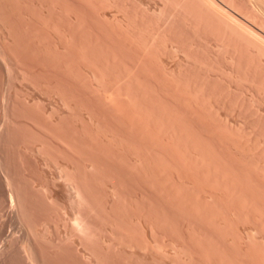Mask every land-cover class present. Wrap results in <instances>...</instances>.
<instances>
[{"label":"rangeland","instance_id":"1","mask_svg":"<svg viewBox=\"0 0 264 264\" xmlns=\"http://www.w3.org/2000/svg\"><path fill=\"white\" fill-rule=\"evenodd\" d=\"M216 1L237 29L250 28L243 32L253 45L196 0H0V264L264 263V0ZM95 68L113 80L111 91L134 94L142 123L160 122L159 138L176 130L174 151L102 105ZM114 132L127 148L110 141ZM194 139L208 153L198 166L185 154ZM133 144L166 165L164 174L135 161ZM217 165L230 169L227 177L213 172ZM172 173L199 184H184L185 199L174 198ZM195 195L204 201L199 211L189 207L200 203ZM206 212L232 220L222 229Z\"/></svg>","mask_w":264,"mask_h":264},{"label":"bare ground","instance_id":"2","mask_svg":"<svg viewBox=\"0 0 264 264\" xmlns=\"http://www.w3.org/2000/svg\"><path fill=\"white\" fill-rule=\"evenodd\" d=\"M54 1V0H53ZM59 1V0H58ZM198 3H197V5H200L201 4V8L203 7V6H205L208 10H209V13L211 14L212 12H214V14L212 13V15L214 16L215 15V17H216V20H219V21H217V23L219 22V23H221V24H219V25H221L227 32H228V34L229 35H232V34H234L235 36H239V38L241 37L242 39L244 38V39H246L245 41L248 43H250V40H249V35L247 36V34H249V32H247V30L248 31H250L249 29H245L244 30V28L242 29L241 28V26H240V28L243 30V31H245L246 33H244L243 31H241L240 29H237L236 27V23L234 22L235 20V17H232L233 15H230V13H228V14H225L224 13V11L223 10H221V12H219V10L217 9V8H219L218 7V5L216 6V4H217V1H216V3H215V0H196ZM90 2H91V0H90ZM229 3V2H228ZM203 5V6H202ZM204 8V7H203ZM223 9V8H222ZM204 10H205V8H204ZM207 10V11H208ZM211 11V12H210ZM222 11H223V13L225 14V15H227V18H225L226 16H224L223 15V13H222ZM230 11V10H229ZM202 14V13H201ZM200 13H199V15H201ZM222 14V15H221ZM198 15V14H197ZM230 15V16H229ZM224 16V17H223ZM233 18V20H232V18ZM79 20V19H78ZM207 20V19H206ZM197 22V21H196ZM235 23V24H234ZM240 23H241V21H240ZM124 24V23H123ZM126 24V23H125ZM217 25V24H216ZM236 26V27H235ZM239 26V25H238ZM247 26V25H246ZM119 27V26H118ZM217 27H219V26H217ZM222 27H220V28H222ZM133 28V27H132ZM247 28V27H246ZM56 29V28H55ZM123 29L124 28H122V32H123ZM134 29V28H133ZM205 29V28H204ZM220 30V29H219ZM126 32H127V30H125ZM131 31V30H130ZM157 31V30H156ZM251 31H253L252 29H251ZM118 32H119V30H118ZM121 32V33H122ZM128 33V32H127ZM131 33V32H130ZM129 33V34H130ZM129 34H127V35H129ZM155 34V33H154ZM251 34V33H250ZM254 34V33H253ZM252 34V35H253ZM137 35V34H136ZM156 35V34H155ZM233 35V36H234ZM124 36V35H123ZM125 37V36H124ZM251 37V36H250ZM130 38V37H129ZM152 38V37H151ZM252 38V37H251ZM147 39V38H146ZM255 39H257V38H255ZM260 39V38H259ZM128 40V39H127ZM135 40V39H134ZM218 40V39H217ZM248 40V41H247ZM258 40V39H257ZM129 42H130V40H128ZM252 41V40H251ZM132 42H134L133 41V39H132ZM228 42V41H227ZM253 42V41H252ZM135 43V45L137 46V47H140V45L138 46L137 45V43L136 42H134ZM143 43V42H142ZM146 43H148V42H146ZM132 44V43H131ZM139 44V43H138ZM144 44V43H143ZM236 44V43H235ZM251 45H253V43H250ZM249 44V45H250ZM131 46V45H130ZM146 45H144V47H145ZM222 46V45H221ZM150 48V47H149ZM145 49V48H144ZM139 50H140V48H139ZM149 50V49H148ZM258 50H260V51H258ZM145 51V50H144ZM262 50L261 49H257V52L259 53V52H261ZM108 52V51H107ZM149 52V51H148ZM261 53H263V52H261ZM111 54V53H110ZM143 54V53H142ZM145 54H147V53H145ZM151 55V54H150ZM149 54H148V56H150ZM145 58H147V57H145ZM84 59H85V57L83 58V61H84ZM251 59V58H250ZM88 60H90L89 58H88ZM161 61V60H160ZM262 61V60H261ZM85 62H88V61H86L85 60ZM124 63V62H123ZM156 63V62H155ZM164 65V64H163ZM160 66V65H159ZM94 68V67H93ZM127 68V67H126ZM125 68V70L127 71V69ZM157 68V67H156ZM96 69V68H95ZM130 69H132V68H130ZM163 69V68H162ZM165 69H167V68H165ZM99 71V69H96V70H94V72L96 71V73H98V71ZM128 70H129V67H128ZM158 70L161 72V74H163L164 72L161 70V68H159L158 67ZM104 71V70H103ZM131 71V70H130ZM101 72H102V70H101ZM159 72V73H160ZM104 73V72H103ZM122 73V72H121ZM128 73V72H127ZM133 73V72H132ZM158 73V72H157ZM95 74V73H94ZM131 74V73H130ZM129 74V75H130ZM134 74V73H133ZM133 74H131L132 76H133ZM179 74V73H178ZM103 75V74H102ZM101 75V73L99 74H97V76H98V78H99V80H100V85H101V88L103 87V92L101 91V93H100V95H102V93H103V98H102V101H101V99H100V102H102V105L103 104H105V105H110V104H112V106L117 110V111H120V112H122L123 113V115H122V119H121V117H118V118H120L121 120H124V123L123 122H120V123H123V124H125V122L127 123V125L129 124L130 125V127L132 128V132H134L136 135H138V134H140V129H142L143 127H145L146 129H144V132H142V134L144 133V135H146L148 138H150L152 141H154V140H156V142H157V144L159 143L160 144V146L161 145H163L164 147H166V148H168V149H170L169 151H174L175 149H174V143L175 142H177L176 141V139H177V136H178V133L176 132V130H175V132H173V131H171V130H168V132H167V130L164 128V130H166V134H165V131H164V136H162V137H158L157 136V134H156V129H155V127H157V125H159L160 124V122H159V124H158V122H156L157 123V125H156V123L154 122V121H152L153 123H147L146 121H144V122H146V123H142V108H144V107H140L138 104H137V102L136 101H138V100H134L133 98H131V97H129L128 95H123V94H120L119 92H115V91H111V89H109V84H111L112 83V79L109 77V79H106V77L104 78L103 76ZM128 75V76H129ZM135 75V74H134ZM163 75H166V74H163ZM163 75H162V77H163ZM96 76V75H95ZM97 76H96V78H97ZM130 77V76H129ZM165 78H166V76H164ZM172 77V76H171ZM95 78V79H96ZM170 78V77H169ZM130 79V78H129ZM112 80V81H111ZM116 80V79H115ZM114 80V81H115ZM125 80H126V78H125ZM168 80H170V79H168ZM175 80V79H174ZM166 81H167V79H166ZM117 82V81H116ZM119 82V81H118ZM140 82H141V80H140ZM176 82H179V81H176ZM114 83V82H113ZM126 84L127 83H129V82H127V80H126V82H125ZM171 84H172V86L173 85H175L176 83L175 82H172V80H171V82H170ZM175 83V84H174ZM99 84V83H98ZM117 84H121V83H117ZM116 84V85H117ZM178 84V83H177ZM110 86H112V85H110ZM119 86V85H118ZM126 86V85H125ZM140 86V85H139ZM143 86V85H142ZM141 86V87H142ZM176 86V85H175ZM190 86V85H189ZM116 87V86H115ZM123 87H124V85H123ZM179 87H180V85H179ZM111 88H114V87H111ZM126 88H127V86H126ZM177 88V87H176ZM176 88H174V89H176ZM191 88L192 89H194L192 86H191ZM190 88V89H191ZM183 89V88H182ZM187 89H188V87H187ZM119 90V89H118ZM195 90H196V88H195ZM127 91V90H126ZM126 91H125V93H126ZM147 91V90H146ZM179 91V93H180V90H178ZM193 91V90H192ZM197 91V90H196ZM195 91V92H196ZM124 92V91H123ZM153 92V91H152ZM175 92H176V90H175ZM185 92V91H184ZM189 92V91H188ZM194 92V91H193ZM199 92V91H198ZM197 92V93H198ZM110 93V94H109ZM146 93V92H145ZM191 93V92H190ZM188 94L187 93V96H186V99H184V100H188V101H190V102H188V103H190V106H191V104H194V97L192 96V94ZM129 94V93H128ZM182 94V93H181ZM181 94H180V97H181ZM115 96V99L114 98H109V96ZM198 95L201 97L202 95L201 94H199L198 93ZM185 96V95H184ZM195 96H196V94H195ZM204 96V95H203ZM102 97V96H101ZM134 97V96H133ZM135 98H136V96H135ZM199 98V97H198ZM182 99V98H181ZM201 99V98H200ZM199 99V100H200ZM203 99V98H202ZM201 99V100H202ZM161 100V99H160ZM183 100V101H184ZM199 100H198V102H199ZM203 102V101H202ZM185 103V102H184ZM187 103V102H186ZM195 103H197L196 101H195ZM154 104H155V101H154ZM158 104V103H157ZM207 104V103H206ZM153 105V104H152ZM162 105V104H161ZM197 105H198V103H197ZM197 105H195L196 107L195 108H198L199 106H197ZM163 106H164V104H163ZM168 106V105H167ZM203 106V105H202ZM109 107V106H108ZM162 107V106H161ZM164 107H166V106H164ZM187 107V106H186ZM185 107V108H186ZM193 107V106H192ZM114 109V110H115ZM146 109V108H145ZM149 109V108H148ZM194 109V108H193ZM205 109H206V107H205ZM89 110V109H88ZM115 110V111H116ZM152 110H153V108H152ZM161 109H159V111H160ZM166 110V109H165ZM164 110V111H165ZM167 110H168V108H167ZM172 110V109H171ZM170 110V112H168V113H171L172 111ZM196 110V109H195ZM199 110V109H198ZM90 111V110H89ZM157 111H158V109H157ZM156 111V112H157ZM210 111V110H209ZM149 112H151V111H149ZM178 112V111H177ZM195 112V111H194ZM205 112V111H204ZM119 113V112H118ZM121 113V114H122ZM153 113V112H152ZM158 113V112H157ZM162 113H163V111H162ZM173 113H175V112H173ZM179 113V112H178ZM178 113L177 114H173V115H175V118L177 117L176 115H178ZM196 113H197V110H196ZM154 114V113H153ZM166 114V113H165ZM172 114V113H171ZM201 114V113H200ZM149 115H150V113H149ZM156 115V114H155ZM170 115V114H169ZM169 115H166V116H169ZM181 115V114H180ZM208 115V114H207ZM121 116V115H120ZM146 116V115H145ZM165 115H164V117H166ZM200 116V115H199ZM204 116H205V114H204ZM204 116H200L201 118H203ZM157 117V116H156ZM155 117V118H156ZM171 117V116H170ZM179 117V116H178ZM117 118V117H116ZM148 118V117H147ZM167 118H169V117H167ZM173 118V117H172ZM205 118H206V116H205ZM120 119H119V121H120ZM149 119H151V118H149ZM171 119V118H170ZM169 119V120H170ZM200 119V118H199ZM168 120V119H167ZM175 120V119H174ZM180 120H182L183 121V119H180ZM161 121V120H160ZM162 121H163V119H162ZM166 122V121H165ZM169 122V121H168ZM168 122H166V123H168ZM178 122H179V120H178ZM182 123V122H181ZM227 123V122H226ZM144 125V126H143ZM168 125V124H167ZM166 125V126H167ZM170 125V124H169ZM179 125V124H178ZM183 125V124H182ZM142 128H141V127ZM164 126V125H163ZM171 126V125H170ZM184 127H185V125H183ZM140 127V128H139ZM176 127V126H175ZM213 127V126H212ZM228 127V126H227ZM158 128V127H157ZM160 128H162V127H160ZM171 128V127H170ZM169 128V129H170ZM173 129H174V127H172ZM187 128H188V126H187ZM172 129V130H173ZM177 129V128H176ZM158 130V129H157ZM163 130V129H162ZM188 130H190L189 128H188ZM231 131V130H230ZM229 131V132H230ZM159 132V131H158ZM183 132V131H182ZM188 132V134H191L189 131H187ZM228 132V133H229ZM181 133V132H180ZM225 133V132H224ZM227 133V132H226ZM162 134V133H161ZM184 134V132L182 133V135ZM186 134V133H185ZM187 134V135H188ZM181 135V136H182ZM230 135V134H229ZM233 135V134H232ZM140 136H141V134H140ZM161 136V135H160ZM181 136H179V137H181ZM188 136H190V135H188ZM188 136H186L187 137V139L189 138ZM195 136H196V134H195ZM234 136V135H233ZM232 136V137H233ZM238 136V135H237ZM192 138H194L193 136H191ZM229 137V136H228ZM231 137V138H232ZM182 138V137H181ZM184 138V137H183ZM179 139V138H178ZM198 139H200V138H198L197 137V141H198ZM241 139V138H240ZM112 140V143H114V145L116 146V147H118V148H121V147H126L127 148V142H126V140L124 139V138H122L120 135H118V133H116L115 134V132L114 133H112V135H111V137H110V141ZM181 139H179V141H180ZM185 139H183V141H184ZM195 140V139H194ZM194 140H192V141H187L186 140V142H187V144L186 145H188L189 147L191 146V148H190V150H189V152H185V154L187 153L188 155H189V158H190V160H192V161H194V163L193 164H196V163H199L200 161H202L203 160V162H205L204 161V157L206 156V153L205 154H203V152H202V150L200 149V147H199V144H198V142L196 141V143L198 144V145H196V143L194 144ZM178 141V143H180ZM155 142V141H154ZM204 142H205V140H204ZM201 143H203V142H201ZM208 143V142H207ZM181 144V143H180ZM131 145V144H130ZM130 145H128V146H130ZM134 145V144H133ZM184 145V144H183ZM202 145H204V143L202 144ZM202 145H201V147H202ZM211 145V144H210ZM180 146H182V145H180ZM208 146V145H207ZM206 146V147H207ZM131 147V146H130ZM139 147V146H138ZM136 145H134V146H132V149L134 150V154H136L135 155V161H138V160H140V161H143L144 163H145V165H146V167H147V169L151 172V174H153L154 176H156V175H162V174H164V171H165V169H166V165H163L162 163H160L158 160H156L154 157H153V155H147V154H140L139 153V148H138ZM186 147V146H185ZM184 147V148H185ZM179 148V147H178ZM203 148V147H202ZM130 149V148H129ZM131 149V150H132ZM186 150L188 149L187 147L185 148ZM177 150V149H176ZM182 150V152H183V149H181ZM204 150V149H203ZM212 150V149H211ZM178 151V150H177ZM177 151H175V153L177 152ZM206 151V150H205ZM246 152V151H245ZM178 153H176V155H177ZM182 154V153H181ZM180 154V155H181ZM208 154V153H207ZM213 154V153H212ZM211 154V155H212ZM175 155V156H176ZM205 155V156H204ZM179 157V156H178ZM181 157V156H180ZM176 158V157H175ZM182 158H183V154H182ZM181 158V160L180 161H182L183 159ZM189 158H188V160H189ZM213 158V157H212ZM211 158V159H212ZM242 158V157H241ZM237 159H238V157H237ZM185 160H186V157H185ZM209 160V159H208ZM179 161V162H180ZM213 161V160H212ZM203 162H201L202 164H203ZM207 163H208V161H206ZM259 162V161H258ZM135 163V162H134ZM183 163H186V162H184V161H182V164ZM191 163V162H190ZM211 163V162H210ZM213 163V162H212ZM214 163H218L217 161L216 162H214ZM221 162H219V164H220ZM59 164V163H58ZM180 164H181V162H180ZM192 164V163H191ZM201 164V165H202ZM256 164V163H255ZM60 165V164H59ZM187 164H185V166H186ZM197 165V164H196ZM196 165H194L195 167H196ZM200 165V164H199ZM209 165V164H208ZM243 165H244V163H243ZM262 165H264V164H262ZM181 166V165H180ZM188 166V165H187ZM186 166V167H187ZM198 166V165H197ZM204 166V165H203ZM202 166V167H203ZM210 166H211V164H210ZM218 166V165H217ZM220 166V165H219ZM214 167L213 169V172L215 171L218 175H223V176H228V174L227 175H225V173H227V172H225V171H228L229 172V170H225L223 173H222V168H220V167ZM249 166V165H248ZM256 166V165H255ZM65 168H66V166H64ZM68 167V166H67ZM184 167V166H183ZM213 166H211V168H212ZM254 167V166H253ZM256 167H258V165L256 166ZM61 168V167H60ZM207 168V167H206ZM245 168V167H244ZM250 168H251V166H250ZM264 168V167H263ZM263 168H261V169H263ZM198 169V168H197ZM253 169V168H252ZM255 169H257V168H255ZM69 170V169H68ZM182 170H184V168L182 169ZM200 170H203V169H200ZM211 170V169H210ZM171 171V170H170ZM251 171V170H250ZM260 171V170H259ZM63 172H64V170H63ZM184 172V171H183ZM203 172H204V170H203ZM202 172V173H203ZM207 172V171H206ZM210 172V171H209ZM246 172H248V170L246 171ZM256 172V171H255ZM257 172H258V170H257ZM260 172H263V171H260ZM178 173H180V172H178ZM208 173V172H207ZM211 173V172H210ZM216 173H213V174H216ZM242 173V172H241ZM253 173H254V171H253ZM65 174H66V171H65ZM172 174H174V173H172ZM186 174V173H185ZM232 174V173H231ZM234 174V173H233ZM240 174V173H239ZM248 174H250V173H248ZM252 174V173H251ZM259 174V173H258ZM263 174V173H262ZM183 175V174H182ZM238 175V174H237ZM261 175V174H260ZM69 176V175H68ZM174 176V177H173ZM230 176V175H229ZM240 176H241V174H240ZM247 176V175H246ZM250 176V175H249ZM253 176V175H252ZM222 177V176H221ZM225 177V178H226ZM264 177V176H263ZM74 177H72V179H73ZM219 178V177H218ZM234 178V177H233ZM232 178V179H233ZM237 178H238V176H237ZM256 178H257V176H256ZM255 178V179H256ZM258 178H259V176H258ZM81 179V178H80ZM227 179H229V178H227ZM239 179V178H238ZM243 179H245V178H243ZM231 180V179H230ZM234 180H236V178H234ZM257 180H259V179H257ZM261 180H263V178H261ZM221 181V180H220ZM224 181V180H223ZM227 181V180H226ZM260 181V180H259ZM9 182V181H8ZM81 182V181H80ZM79 182V183H80ZM232 182V181H231ZM231 182H230V184H231ZM78 183V182H77ZM226 183V182H225ZM228 183V182H227ZM234 183L236 184V181H234ZM184 184H193V185H198L199 184V182H198V180H197V178L195 177H191L190 175H183V176H181V175H176V173L174 174V175H172V179L170 180V182L168 181V185H167V190H168V193H169V195H171V196H173L174 198L175 197H181V198H184L185 199V195H184V193H183V190H182V186L184 185ZM221 184H222V181H221ZM82 185V184H81ZM225 185H227V184H225ZM225 185H224V187H225ZM231 185H234L233 183L231 184ZM81 187V186H80ZM83 187V186H82ZM223 187V186H222ZM232 187V186H231ZM76 188H77V186H76ZM75 188V189H76ZM85 188V187H84ZM246 188V187H245ZM74 189V188H73ZM74 189V190H75ZM78 189V191H75V192H77L76 194L78 195V197H76L78 200L81 198L82 199V197H83V195H82V191H80L79 189V187L77 188ZM76 189V190H77ZM224 189V188H223ZM226 189H228V186H227V188ZM12 190V189H11ZM10 190V194H9V203H10V207L12 208V209H17L18 210V208L20 207L19 205V203H18V201H19V199L17 198V196H16V194H15V192L14 191H11ZM85 190V189H84ZM86 191V190H85ZM254 192V194H255V191H253ZM258 192V191H257ZM84 193V192H83ZM230 193V190L228 191V190H225L224 192H222V193H220V192H218V191H215V192H213V195H215V196H217V197H223V196H226L227 194H229ZM186 194H188V193H186ZM231 194V193H230ZM247 194V193H246ZM80 195H82V197L80 196ZM76 196V195H75ZM74 196V197H75ZM79 196H80V198H79ZM187 196V195H186ZM193 196V195H192ZM196 196V195H195ZM20 197V196H19ZM86 197V196H85ZM250 197V196H249ZM180 198V199H181ZM188 198V197H187ZM193 198V197H192ZM195 198V197H194ZM193 198V199H194ZM247 198H248V196H247ZM255 198V197H254ZM80 199V200H81ZM191 199V198H190ZM197 200H200L197 196H196V199H195V201H197ZM202 200V201H201ZM200 200V203L199 204H195V203H191V204H189V207L191 208V210L192 211H199L200 209H201V207H203L202 205H203V203H204V201H203V199H201ZM243 200H245V199H243ZM242 200V201H243ZM251 200H252V198H251ZM186 202V201H185ZM194 202V201H193ZM251 202H253V201H251ZM77 203H78V201H77ZM80 204V203H79ZM254 204V203H253ZM81 205V204H80ZM80 205H78V206H80ZM244 205H246V204H244ZM252 205V203L250 204V206ZM255 205H256V203H255ZM82 206V205H81ZM253 206V205H252ZM256 207V206H255ZM263 207V206H262ZM264 208V207H263ZM16 210V211H17ZM209 210V209H208ZM254 210V209H253ZM256 210H257V208H256ZM209 211H211V209L209 210ZM240 211V210H239ZM251 211V210H250ZM22 212V211H21ZM212 212H215V210H213L212 209ZM217 212V211H216ZM215 212V213H216ZM230 212V211H229ZM254 212V211H253ZM150 213V212H149ZM208 212H206V218L208 217L209 218V220H210V218H213V223H215L217 226H220L222 229H223V227L222 226H226V225H228L227 224V222H228V219H231L230 217L233 215H229V213H227L226 215H224L223 213H222V215H219V214H214L213 213V215L212 214H210V215H208L207 214ZM218 213V212H217ZM234 213V212H233ZM147 214V213H146ZM151 214V213H150ZM202 214V213H201ZM254 214V213H253ZM260 214H261V212H260ZM263 214V213H262ZM143 215H145V214H143ZM149 215V214H148ZM259 215V214H258ZM258 215L257 214H255L254 216H253V218L255 217L256 218V220L255 221H257L258 222V220H260L259 219V217H258ZM264 215V214H263ZM140 216V215H139ZM230 216V217H229ZM131 217V216H130ZM143 217V216H142ZM153 217V216H152ZM204 217V216H203ZM150 218V217H149ZM148 218V219H149ZM207 218V219H208ZM262 218V217H261ZM130 219V218H129ZM151 220H152V218H150ZM130 220H133L132 218L130 219ZM135 220V219H134ZM232 220V219H231ZM153 221V220H152ZM230 221V220H229ZM73 222V221H72ZM149 222V221H148ZM210 222H211V220H210ZM209 222V223H210ZM231 222V221H230ZM262 222V221H261ZM155 224V223H154ZM154 224H152V225H154ZM232 224V223H231ZM260 224H262V226L264 225L263 223H260ZM151 224L149 225V226H152ZM230 225V224H229ZM260 226V225H259ZM262 226H260V228L262 227ZM153 227V226H152ZM216 227V226H215ZM220 227H218L219 229H220ZM187 228V227H186ZM149 229L151 230V229H154V228H151V227H149ZM190 229V228H189ZM184 231H185V229H184ZM192 231V230H191ZM186 232V231H185ZM151 233H152V230H151ZM189 234H190V231L188 232ZM191 233H193V231L191 232ZM154 234V233H153ZM187 234V233H186ZM122 235V234H121ZM196 234H194V236H195ZM189 236V235H188ZM191 236V238H192V235H190ZM132 237V236H131ZM134 237H136V236H134ZM133 237V238H134ZM140 237V236H139ZM141 237H143L142 235H141ZM136 238H138V237H136ZM144 238V237H143ZM146 238H148V236L146 237ZM140 239V238H139ZM142 239V238H141ZM194 239V238H193ZM196 240H197V238H195ZM202 240H204V238H202ZM234 240V239H233ZM197 241H200V238H199V240H197ZM147 243V242H146ZM150 243V242H149ZM206 243V242H205ZM261 243V242H260ZM199 244V243H198ZM202 244V243H201ZM200 244V245H201ZM261 244H263V243H261ZM197 244H195V246H196ZM203 245V244H202ZM258 245H260V244H258ZM208 246V245H207ZM197 248L199 247V250H200V248L202 247V246H196ZM204 248H205V245H204ZM209 248V247H208ZM210 248H212V247H210ZM203 249V247L201 248V250ZM216 248H214V250H215ZM254 249V248H253ZM260 249V248H259ZM262 249H264V248H262ZM198 250V251H199ZM204 251H205V249H203ZM206 250H207V248H206ZM220 251V250H219ZM249 251V250H248ZM193 252V251H192ZM200 252V251H199ZM198 252V253H199ZM203 252V251H202ZM264 252V251H263ZM197 253V252H196ZM213 253V252H212ZM215 253H217V251L215 252ZM257 253V252H256ZM194 254V253H193ZM200 255L202 254V253H199ZM224 254V253H223ZM198 255V254H197ZM196 255V256H197ZM203 255V254H202ZM255 255H257V254H255ZM213 256H214V254H213ZM221 256V253H220V255H219V257ZM264 256V255H263ZM218 257V258H219ZM256 257V256H255ZM199 258L201 259V257L199 256ZM204 258V257H203ZM224 258H226V256L224 257ZM258 258V257H257ZM203 260V259H202ZM220 260V259H219ZM223 260V259H222ZM222 260H220V263L222 262ZM229 261V260H228ZM227 262V261H226ZM256 262H257V260H256ZM219 263V264H220ZM223 263H225L224 261H223ZM222 263V264H223ZM232 263V262H231ZM226 264V263H225ZM255 264V263H254ZM256 264H260V263H256ZM262 264V263H261ZM264 264V263H263Z\"/></svg>","mask_w":264,"mask_h":264}]
</instances>
